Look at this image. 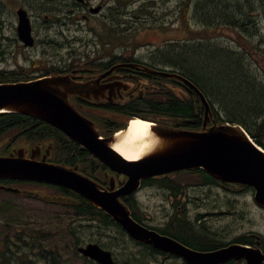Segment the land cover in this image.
<instances>
[{
    "label": "rangeland",
    "instance_id": "obj_1",
    "mask_svg": "<svg viewBox=\"0 0 264 264\" xmlns=\"http://www.w3.org/2000/svg\"><path fill=\"white\" fill-rule=\"evenodd\" d=\"M186 2L187 0H86L82 4L76 0H0V68L13 70L22 66L31 70L29 75H39L48 66L69 69L72 65H86L100 56L113 58L125 54L134 55L141 60L149 59L152 62L148 63L156 69L181 74V69L168 61L165 53H160L169 50L173 44L179 47L180 44L191 46L201 43L203 50L207 51L206 60L202 58L194 61L190 58L193 54L192 47L186 56H182L181 49L177 48V55L182 57V62L188 60L190 67L193 63L200 71L213 73L211 56L218 52L209 50L208 54V49H221L222 52L219 57L216 55L218 59L213 64L220 67L219 73L223 75L219 78L222 79L225 74L222 66L228 60V52L241 51L242 46L237 40L239 37L231 33L219 34L217 31L210 38H195L191 30L204 33L209 28L207 0H195L192 8L187 7V31L182 26V10ZM87 3L90 7L104 3L105 8L99 15H93L90 21L84 17V14L90 13ZM20 7L27 9L31 18L35 37L33 46H25L18 37L17 10ZM114 8L117 11L112 14ZM242 19V24H246L247 17L243 16ZM247 25L249 30L245 31L250 32L252 42L264 49V9L252 11ZM145 29L150 30L144 31ZM213 78L217 79L215 75ZM218 84L221 86V83ZM8 139L10 137L1 139L0 147ZM27 186L38 195L54 192L46 187ZM140 197L143 206L151 212L153 209L157 210L155 205L162 201L151 189L144 190ZM0 202L3 204L0 210V246L6 237L12 241L18 234L24 233V236L25 233H41L30 255L31 261L42 249H48L58 251L63 264H92L78 253V246L90 242H113L117 246L109 250L113 252L117 264H162L161 256L136 245L120 229L105 225L101 220L80 216L74 208L63 203H50L39 197L20 196L7 191L0 192ZM238 209L246 211L245 218L238 222L239 231L254 230L264 233V211L252 202L250 193L240 195ZM213 224L221 227L225 222L216 221ZM40 238L43 239L39 241ZM36 264H39L38 261ZM165 264L184 262L173 258Z\"/></svg>",
    "mask_w": 264,
    "mask_h": 264
},
{
    "label": "water",
    "instance_id": "obj_2",
    "mask_svg": "<svg viewBox=\"0 0 264 264\" xmlns=\"http://www.w3.org/2000/svg\"><path fill=\"white\" fill-rule=\"evenodd\" d=\"M85 2V0H78ZM102 6H91L99 12ZM17 32L25 46H33L35 37L27 9L17 10ZM136 67V66H135ZM114 69V68H113ZM110 72H112V70ZM143 70L160 76L174 77L202 100L205 107L201 129H185L143 119L148 124L126 145L133 148L136 157L129 158L116 147L121 136L128 132L134 119L125 120L115 112L103 111L102 115L125 123L128 127L114 135L102 138L95 129V122L83 115L72 102V96L100 98L94 86L80 82L70 73H52L30 80L0 82V113L15 112L41 119L77 141L91 151L109 168L127 177L123 183L111 176L109 187L63 165L38 162L33 149L26 157L24 147L14 148L9 155H0V179H17L51 183L71 188L94 206L109 214L135 241L158 250L182 257L188 264H222L232 258H245L248 264H264L261 248L236 244L211 252L196 251L175 238L159 233L135 220L122 196L139 190L144 179L159 177L178 171L202 169L212 177L230 183L254 186L256 203L264 207V149L237 123H218L214 119L211 103L203 91L184 75L144 65ZM141 90V95H144ZM209 123H211L209 125ZM38 148V146H37ZM0 190L33 197L35 190L0 184ZM53 202L76 204L70 196L47 194ZM2 204L0 202V210ZM78 251L100 264H116L113 253L98 243L90 242Z\"/></svg>",
    "mask_w": 264,
    "mask_h": 264
},
{
    "label": "trees",
    "instance_id": "obj_3",
    "mask_svg": "<svg viewBox=\"0 0 264 264\" xmlns=\"http://www.w3.org/2000/svg\"><path fill=\"white\" fill-rule=\"evenodd\" d=\"M189 1L190 0H187L185 7L183 6L182 10V26L185 31L188 30L186 11L187 7L190 9ZM206 6L210 11H208L210 16V20L208 19L209 28L204 33L200 30H191L190 32L192 36L195 38H204L205 36L210 38V35L217 34V31H219V34L223 35L231 33L235 37H239L237 40L242 46L240 52L234 51V53H232L227 51L228 60L226 63H223L222 66L225 73L224 77L222 79L219 78L222 77L223 74L219 73L220 67L213 64L214 61L218 59L216 55L219 57L222 52L221 49H208V54H210L209 50L218 52L216 54L213 53L211 56L213 59L211 65L212 69H214L213 73H206L204 70L200 71L193 63L190 67L188 60L182 62V57L177 55V48L181 49L182 56H186L189 54L188 51L192 47L191 53L193 54L190 58H193L194 61L202 58L206 60L207 51L203 50L201 43L191 46H183V44H180L179 47L173 44L172 47H169V50L163 51L160 54L165 53L168 58L167 60L171 61V63L181 69V74L193 81L203 91L211 103L214 119L218 123L229 122L242 125L255 142L264 147V49L260 45L254 44L249 35L250 32L245 31L249 30L247 23L250 13L255 10L258 11L264 9V0H207ZM114 9L115 10L112 11V14L117 11V8ZM243 16L247 17L246 24H242ZM239 19H241L240 23ZM210 27L214 30L210 29ZM16 40L18 41V38H16ZM110 40H113V38ZM113 47H111V50H113ZM133 48L136 47L134 46ZM118 56L119 55L112 59L116 57L118 58ZM128 57L133 60H139L134 55H128ZM38 63L41 64V61H38ZM30 71V69L22 66L13 70L0 68V82H16L34 78L35 76L29 75ZM60 71L63 70L48 66L47 69L41 72L38 76H44L52 72ZM144 75L148 78H145V80L151 84H155L156 88L147 90L143 97H140V95H136L134 98L127 97L124 102L120 101V104L116 106L115 111H112L126 120L140 117L156 123L168 124L179 128H202L205 107L201 98L196 93H192L188 90L185 85L182 84V81L177 78L147 73H144ZM214 75L217 79L213 78ZM218 83H221V86ZM78 99V96H72L71 98L79 111L83 113ZM99 123L122 122L113 118L100 117ZM125 126L126 125H119L116 128ZM43 131L52 136V133H56L59 130L53 125L30 115L15 112L0 113V141L3 138L10 137V139L5 141L0 147V155H8L12 145L18 147L20 146V143L26 141L29 135L33 136L38 132L42 134ZM15 139L17 140L15 141ZM34 140L41 141L38 137ZM199 171L202 174H205L202 169ZM92 174L95 177L100 175L98 172H93ZM104 176L105 172L103 170L101 177L105 179ZM165 176L167 175H164V177ZM206 176L209 181H216L212 177L208 175ZM164 177H153L144 179V181L147 183H156L159 182L158 179ZM2 182L8 181L3 180ZM23 185L44 186L35 182H26ZM66 190L70 192L67 196L77 199V202L74 205H64L74 208L80 216L91 217V215H94L92 209L95 208L92 204L88 201L82 203V201L85 200L84 198L76 196L71 190ZM103 222L105 225L114 226L125 233L113 219L110 220L109 223L106 221ZM23 234H18L12 241L9 237L2 240V245L0 246V264H36V261H38L39 264L43 263V261L45 264H63L61 255L58 251L48 249H42L36 255V258L31 261L30 255L33 252L37 239L41 236V233H25V237L22 236ZM41 239L43 238H40L39 241ZM99 244L107 249L117 246L113 242L108 243L109 245L105 243ZM135 244L140 245L151 252H155V250L148 245L136 242ZM84 259L89 260L92 264H98L89 258L84 257Z\"/></svg>",
    "mask_w": 264,
    "mask_h": 264
},
{
    "label": "flooded vegetation",
    "instance_id": "obj_4",
    "mask_svg": "<svg viewBox=\"0 0 264 264\" xmlns=\"http://www.w3.org/2000/svg\"><path fill=\"white\" fill-rule=\"evenodd\" d=\"M194 4V0L189 1L191 8ZM86 6L90 7V4L87 3ZM101 6L103 10L105 4L101 3ZM102 10L98 13L90 12L84 14V17L91 21L93 15H99ZM147 30L150 29H145L144 31ZM139 60H133L125 54L119 55L118 58L116 57L114 59L105 57L104 55V57L100 56L98 59L92 60L86 65L83 64L79 67L72 66L69 69H60L63 71L59 73H70L75 71L74 76H76L77 81H89L91 85L94 86L96 93L99 90V94H97L100 98H97L95 95H92L91 99L78 97V102L84 115L95 120V129L102 138L110 137L121 131L127 126V123H99L100 117L106 118L101 112H114L116 106L120 104V101L124 102L127 97L134 98L136 95H141V90H144L146 94L147 90L156 88L155 84H151L145 80V78H148L144 73H151L142 69L144 65L154 68L148 63L150 60ZM111 69H113L112 72H110ZM119 125L126 126L116 128ZM58 130L59 131L56 133H52V136L44 131L42 134L38 132L33 136L29 135L30 137H27L28 140L26 139V141L20 143L18 147H24V152H26L25 154L28 158L32 156L33 149H36L34 154L38 162L63 165L73 170L77 169L78 172L92 178L102 186L109 187L111 176L116 177V189L119 188V181L121 179L123 183L126 181L127 177H123L122 174L109 168L87 148H84L64 131ZM37 137L41 139V141H35L34 139ZM16 140L17 139H15V141ZM14 148L15 146L12 145L8 153L12 152ZM103 170L106 180L101 177ZM199 170L201 169L178 171L189 173H171L167 174L165 177L163 175L164 178L158 179L159 182L156 183H147L143 180L139 190L131 194H125L121 197L122 201L129 206L135 220L149 228L157 230L163 235L175 238L196 251L211 252L240 244L253 248L259 247L264 253V233L254 230L239 231L238 229V222L245 218L246 215L245 210L238 209V202L241 194L250 193L252 202L264 211V207L256 203L255 187L224 182L212 177L203 170L206 175L216 180L211 182L207 179V176L202 174ZM93 172H98L100 175L95 177L92 174ZM3 180H7L8 182H2ZM0 182L15 186L26 182H35L44 185L41 187L47 186L46 188H50L54 192L57 191L65 195L70 193L66 190L68 189L76 194V196L84 198L85 200H83L82 203L88 201L92 204L81 194L65 186L17 179H0ZM146 189H151L157 197L162 198L160 204L155 205L157 210L153 209L152 212L146 210L147 208L143 206L140 197ZM46 192L48 191L46 190ZM94 208L95 209H92V211H94V215H91L92 220H101L102 222L105 220L109 223L110 220L113 219L105 211L95 206ZM216 221H223L225 225L221 227L215 226L213 222ZM152 248L155 250L154 253L157 256L162 257V264H165L168 260L173 258H178L182 260L184 264H188L182 257L168 255L166 252L154 247ZM222 264L248 263L245 258H241L240 260L232 258Z\"/></svg>",
    "mask_w": 264,
    "mask_h": 264
},
{
    "label": "bare ground",
    "instance_id": "obj_5",
    "mask_svg": "<svg viewBox=\"0 0 264 264\" xmlns=\"http://www.w3.org/2000/svg\"><path fill=\"white\" fill-rule=\"evenodd\" d=\"M147 124L148 123L143 121L142 119H134L131 122V125L129 126L128 132H126L125 135L123 133V135L121 136V140L116 144V147L126 157H129V158L136 157V154L133 148H127L128 146L126 147V145L130 142L132 137H136L139 133H141L144 129V126Z\"/></svg>",
    "mask_w": 264,
    "mask_h": 264
}]
</instances>
